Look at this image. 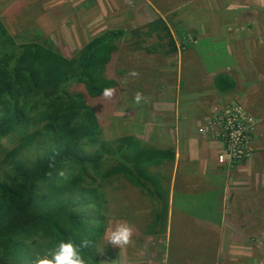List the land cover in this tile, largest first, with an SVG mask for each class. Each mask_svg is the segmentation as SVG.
<instances>
[{"label":"rangeland","instance_id":"obj_1","mask_svg":"<svg viewBox=\"0 0 264 264\" xmlns=\"http://www.w3.org/2000/svg\"><path fill=\"white\" fill-rule=\"evenodd\" d=\"M153 1L0 0V22L16 42L48 39L65 57H71L86 42L105 30L122 28L129 33L140 28L149 32L150 25L158 18L167 23L177 45L175 53L148 55L143 50L132 51V40L128 35L118 44L119 51L107 70V76L115 78L118 87L111 98L92 102L99 114L104 140L112 141L129 135L158 147V141L164 136L158 128L163 129L165 120L174 112L175 106L189 113L192 99L200 97V93L196 92L207 88L204 77L215 68H229L241 81V91L237 94L239 102L231 100L212 104L210 108L207 102L204 103L207 110L204 106L199 109L202 113L207 112L197 130L203 139L219 143L221 154L223 141L209 125L216 109L237 104L256 122L248 145L250 157L246 160L252 159L249 171H239L242 162L228 164L226 166L230 172L216 179L217 189L221 187L223 203L220 209H215V213L219 215L221 212L220 216L226 219L231 208L228 195L242 190L239 187L245 185H237L238 181L252 179L254 182L246 184L247 187L257 186L264 190V128L257 132L259 123L264 124V104L260 102L264 100V0ZM155 41V37L151 36L143 45ZM229 46H232L234 56L243 57L247 53L245 57L248 60L243 64H235L229 52H226L225 57L219 53L222 48L228 51ZM215 47H219V52L212 50ZM133 72L136 75H132ZM252 82L256 86L255 96L250 88ZM137 93L142 97L139 103L134 100ZM244 94L246 103H249L254 113L247 111ZM3 144L6 148L12 147L5 140ZM173 163L156 170L167 180L168 202L172 205L179 198L171 187L174 179ZM103 193L108 213L105 233L97 246L99 264H167V252L168 264H264V202L263 208L258 210L263 213L262 223L250 216L251 213L242 214L254 220V223L236 226L239 231L233 233L228 231L226 220H223L219 233L204 232L199 235L203 239H194L189 230H177L183 225L175 222L169 250L165 241L166 220L165 225L162 223L164 229L161 234H147L162 228L160 223L153 226L155 214L161 211L159 202L131 188L124 181L116 180L107 184ZM189 195L202 199L186 198L185 201L215 199L208 192L198 196L196 193ZM174 211L173 207V214ZM191 212L196 214L199 210L191 209ZM242 212L249 213L251 210L244 208ZM125 223L130 224L132 230L130 243L120 248L108 244L110 232L117 224ZM177 249H181L182 253L177 255V260L174 258L175 261H172V253ZM185 250H190L189 256Z\"/></svg>","mask_w":264,"mask_h":264},{"label":"trees","instance_id":"obj_2","mask_svg":"<svg viewBox=\"0 0 264 264\" xmlns=\"http://www.w3.org/2000/svg\"><path fill=\"white\" fill-rule=\"evenodd\" d=\"M150 28L105 30L65 57L48 39L16 42L0 22V264H37L66 239L88 240L86 264H99L108 213L103 189L116 180L161 204L153 226L162 228L147 234L162 233L167 180L156 170L174 161L173 149L129 135L104 140L92 105L106 99L104 87H118L107 70L127 35L132 51L177 52L165 21L158 18ZM151 36L156 41L144 46ZM212 85L222 96L237 88L225 73L216 74Z\"/></svg>","mask_w":264,"mask_h":264},{"label":"crops","instance_id":"obj_3","mask_svg":"<svg viewBox=\"0 0 264 264\" xmlns=\"http://www.w3.org/2000/svg\"><path fill=\"white\" fill-rule=\"evenodd\" d=\"M232 46L233 48L236 47L235 44ZM232 46H229L230 48L228 51L225 48H222L221 52H219L217 49L219 47H215L212 50L222 53V56L226 55V52H229V55L235 64L245 63L248 60L247 57H245L247 54L246 51L244 52L246 54L243 53V57H236L234 56L233 52H231V50H233ZM243 49L245 48L243 47ZM225 62L226 61L223 62L224 65H226ZM229 70L230 69L226 67L213 69L210 74L203 79V81L207 84V88L204 90H198L196 94L200 93V97L192 99L193 105L191 106L190 104V112H182V110L176 105L174 112H171L170 117L165 120L166 123L163 129L157 127L158 130L162 131L164 134L162 139L158 141V147L162 149L172 148L175 153L173 161L174 179L171 187L174 195H177L179 198L176 201V204L172 205L170 202H168L169 211L166 218L167 236H164L166 237L165 241L169 250L171 246L169 243L170 235L172 239V234L175 233V222H178L179 225H183V227H177V230H189L193 234L194 239L197 238L194 235H203L197 233V230H201L202 233L205 232L207 234H211V231L219 233V226L223 224V220H226V227L228 231H232L230 233H233V231H239V228L237 229L236 226L247 225V223L251 222L254 223V220L247 219L242 216V214L251 213L250 216H253L254 219L257 218L260 221V224L262 223L261 218L263 217V213L258 210L263 208L262 203L264 202V190L257 186H253L251 188L250 186L247 187L246 184H252L250 182H254L252 179L244 182L237 180V185H245L239 187L243 188L242 190H237L228 195V204L231 205L228 218L225 219L223 216H220L221 212L219 215H216L215 209H220L223 203L221 197L222 195H220L221 187L218 186L219 188L217 189L216 183H218V181H216V179L220 177L223 178L224 175L230 172V169L227 166H221L217 163V156L220 153V144L214 141H207L203 139L197 132L199 122L203 119L205 113L207 112L206 111L205 113H202L200 111L203 106L205 110H207V106L204 105V103L207 102L210 108V105L212 104H221L231 100L238 101L237 94L239 91H241V81L240 79H236L234 74H232ZM218 73L230 75L235 80L237 88L234 93L222 96L215 92L212 85V79ZM252 83L253 84L250 85V88L252 89V93L255 96L254 91L256 86L255 82ZM245 96L246 95L244 94L243 100L247 111L254 113L251 110L249 103H246L247 99H244ZM260 102L264 104V100ZM262 128H264V124L259 123L257 132ZM259 134L262 136L261 131ZM251 163L252 159L246 160L241 165H239V171H243L245 173L248 172L249 168H251ZM206 192H208V195L210 194L211 197H215V199H203L205 200L204 202L200 200H193L196 202L185 201L186 198L202 199V197H194L189 194L196 193L198 196L204 195ZM173 207L175 208L174 214ZM244 208H249L251 212H242ZM191 209L199 210V212L196 214L192 213ZM212 212L213 215H211ZM195 225H198V229H196ZM216 239H218V236ZM175 251L176 252L172 253L174 255L172 259L175 258L177 260V255L182 253V250L177 249ZM185 253L189 256L190 250H185ZM168 262L169 253L167 252L166 263L168 264Z\"/></svg>","mask_w":264,"mask_h":264},{"label":"built area","instance_id":"obj_4","mask_svg":"<svg viewBox=\"0 0 264 264\" xmlns=\"http://www.w3.org/2000/svg\"><path fill=\"white\" fill-rule=\"evenodd\" d=\"M210 119V127L223 141L217 163L221 166L235 165L248 159V145L256 127L255 120L237 104L216 109Z\"/></svg>","mask_w":264,"mask_h":264},{"label":"clouds","instance_id":"obj_5","mask_svg":"<svg viewBox=\"0 0 264 264\" xmlns=\"http://www.w3.org/2000/svg\"><path fill=\"white\" fill-rule=\"evenodd\" d=\"M136 75V73H132ZM115 89L104 87L102 95L105 98H111ZM141 94L137 93L134 97L136 103L141 101ZM132 238V230L130 224H117L115 229L108 235V244L118 246L128 245ZM90 245L88 240H82L79 244L71 239L60 240L53 245L48 251L47 256L38 259L37 264H86V258L82 253V248Z\"/></svg>","mask_w":264,"mask_h":264}]
</instances>
